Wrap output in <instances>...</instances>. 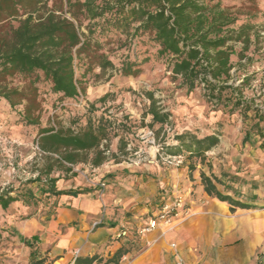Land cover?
Segmentation results:
<instances>
[{
	"label": "trees",
	"instance_id": "trees-1",
	"mask_svg": "<svg viewBox=\"0 0 264 264\" xmlns=\"http://www.w3.org/2000/svg\"><path fill=\"white\" fill-rule=\"evenodd\" d=\"M84 22L86 31L82 30ZM233 23L235 18L228 9L214 0H0V97L12 109L23 106L20 120L38 127V147L51 159L40 175L28 182L37 181L38 188L47 194L77 195L84 190H59L58 178L43 183V177H49L55 169L76 176L73 166L83 163L96 168L109 159L121 162V157L128 154L125 134L132 131V125H128L127 117L119 119L106 112L98 116L90 112L78 131L62 125L43 126L38 85L48 83L61 101L77 99L85 91L76 75L77 62H83L89 71L96 67L115 68L105 49L122 35L128 39L130 53L122 61L120 75H137L152 59L164 60L172 78L180 80L188 92L201 88L209 102L223 105L232 114L240 110L244 121L253 122L244 143L251 140L252 132L263 139L264 112L239 95L248 78L237 86L230 83L235 80L233 56L237 55L241 64L250 42L249 26L231 30L229 26ZM146 42L156 47V52L140 58L139 47ZM233 42L244 43V49L236 51ZM17 78H21L22 84L13 86ZM146 96L150 103L145 115L151 116L148 126L153 129L169 125L172 113L159 104L153 90L147 91ZM110 98H114L110 92L104 94L92 108ZM112 135L119 136L117 152L110 150ZM174 138L178 145L167 146L168 154L199 158L202 164L206 153L220 143V135L216 133L198 136L185 132ZM52 154L58 157H50ZM190 169L194 171L196 166L191 165ZM200 177L204 192L228 203L232 212L256 208L230 194L237 191L223 177L231 183L244 182L239 175L227 171H222L221 176L207 175L201 171ZM14 191L0 192V209L7 210L15 202L28 207V201L19 193L13 194ZM27 195L33 197L34 190L28 189ZM6 224L0 219V246L17 234L32 248L29 264L53 262L47 255L38 254V236L25 238ZM140 249L139 240L132 237L109 257L78 256L73 264H118L129 252Z\"/></svg>",
	"mask_w": 264,
	"mask_h": 264
},
{
	"label": "rangeland",
	"instance_id": "rangeland-1",
	"mask_svg": "<svg viewBox=\"0 0 264 264\" xmlns=\"http://www.w3.org/2000/svg\"><path fill=\"white\" fill-rule=\"evenodd\" d=\"M214 1H220L221 6L228 9L235 18V23L229 26L231 30H240L244 25L249 26L250 42L243 52L241 64L239 57L233 56L235 69L238 71L235 69L232 71L235 80L230 83L237 86L243 79L248 78L239 95L264 112V0ZM86 23L83 24L84 31ZM127 40L126 36H117L105 49L114 61L115 68L101 70L96 67L89 71L83 62H77L76 75L85 87V91L77 99L61 101L59 95L51 91L48 83L42 82L38 85L41 93L43 126L62 125L78 131L90 112L97 116L106 112L119 119L127 117L128 125H132V131L125 134L128 154L121 157V162H128L140 170L139 174L147 175L155 190L154 197L149 201L150 204L148 203V210L141 216L143 219H137L142 224L130 228L128 236H122L125 241L132 237L139 240L141 249L133 250L138 253L143 251L144 245L147 244L145 236L151 232L142 233L141 230L153 219L157 220V226L153 230L158 227L165 229L176 220L186 221L202 211L200 209L190 211L189 208L192 206L206 205L210 200L219 201L205 194L201 185V171L207 175L214 173L218 176H221L222 171H227L242 177L244 182L235 183L223 177L227 184L235 187L237 192H230L234 198L249 203L248 201L264 197V138L261 139L252 132L251 140L244 143V136L253 122L250 119L244 121L240 110L232 114L223 105L209 102L201 88L188 92L181 86L180 80L172 78L164 60L152 59L142 66L141 72L137 75H120L122 61L125 55L130 53ZM233 43L236 51L244 49V43ZM156 49L150 42L141 43L140 58L144 57L143 55L154 54ZM21 84V78H17L12 85ZM152 90L159 104L172 113L171 123L164 128L157 125L152 129L148 126L151 116L145 115L150 103L146 92ZM109 92L114 98H110L105 104L97 103L95 108H92L93 103ZM22 110V105L12 109L7 101L0 97V192L14 189L13 194L19 193L21 198L28 201L27 206L31 213L45 216L58 205L55 198L58 195L42 192L37 181L31 183L28 181L36 179L51 159L38 147V127L26 125L20 120L19 112ZM249 115H252V112ZM148 130L154 133V143L150 142ZM185 132L196 133L198 136L211 133L220 135V143L206 153L204 164L199 158L190 159L185 154L170 155L166 152L167 146L177 147L175 135ZM118 144L119 136L112 135L110 150L117 152ZM129 145L131 149H128ZM116 147L117 150L114 151ZM50 157L58 156L52 154ZM191 165L196 166L194 171H191ZM92 169L89 164L83 163L73 166L76 176L72 172L55 169L49 177L44 176L42 182L48 183L50 178H58L57 189L64 190L62 187L68 183L66 181L74 178L73 180L78 179V184L86 189L83 183H88L98 175ZM99 177L101 178L96 183V190H105L110 180L105 176ZM30 188L34 190L33 197L27 195ZM142 192L139 191L140 195ZM177 199H182L183 208L177 214L178 210L172 211L167 215L170 222L163 223L160 219L161 209L166 204L173 207ZM138 203V206L145 207L140 200ZM226 206L229 207V204L226 203ZM193 250L203 261L208 260L211 264H217L219 261L216 244L213 242L203 243L201 248L196 247ZM177 255L188 264L179 251L173 256L175 264ZM173 258L170 259L171 262H174ZM220 258L226 260V257Z\"/></svg>",
	"mask_w": 264,
	"mask_h": 264
},
{
	"label": "crops",
	"instance_id": "crops-1",
	"mask_svg": "<svg viewBox=\"0 0 264 264\" xmlns=\"http://www.w3.org/2000/svg\"><path fill=\"white\" fill-rule=\"evenodd\" d=\"M92 168L98 175L83 183L86 189L78 184V179L66 181L62 187L65 191L84 192L56 196L58 205L50 214L31 213L28 207L15 202L7 210L0 209V219L25 238L38 236V254L52 259L50 264H73L78 256L109 257L125 242L119 234L126 232L128 236L130 228L142 224L137 219L142 220V214L148 210L154 184L125 161L116 163L111 159ZM99 176L110 180L105 190H96ZM139 200L144 208L138 206ZM248 202L256 208L232 212L226 202L212 200L206 205L192 206L190 211H202L186 221L176 220L165 229L151 231L145 236L147 244L143 251L129 252L118 264H175L173 256L177 251L188 264H211L201 256L198 258L193 249L212 242L216 244L217 264H264V197ZM31 253L32 248L16 234L2 242L0 264H29Z\"/></svg>",
	"mask_w": 264,
	"mask_h": 264
},
{
	"label": "built area",
	"instance_id": "built-area-1",
	"mask_svg": "<svg viewBox=\"0 0 264 264\" xmlns=\"http://www.w3.org/2000/svg\"><path fill=\"white\" fill-rule=\"evenodd\" d=\"M147 135L149 137H151L150 139V142L151 143H154L155 142V138H154V133L152 130H148L147 132ZM128 149H131L130 145H129V148ZM137 153V152H136ZM176 158H181V156H175ZM180 161V160H179ZM137 164V162H135ZM183 208V201L182 199H177L176 202L174 203L173 207L170 205V204H166L165 206H163V208L161 209L160 211V219L163 223H169L170 222V219L167 217L168 214L172 213V211L174 210H178L176 212V214L180 211V209ZM98 223H95L94 225H97ZM157 226V220L153 219L151 221V223H149L147 226H145L144 228H142L141 232L142 233H145V232H150L152 231L155 227ZM121 236H127V233L126 232H122L121 234H119V237ZM172 247L173 248H176V244L173 243L172 244ZM78 254V251H76V255ZM176 264H186L184 259L180 256V255H177L176 256Z\"/></svg>",
	"mask_w": 264,
	"mask_h": 264
}]
</instances>
